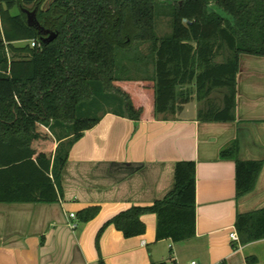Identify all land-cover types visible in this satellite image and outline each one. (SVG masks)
Returning <instances> with one entry per match:
<instances>
[{
	"label": "trees",
	"instance_id": "16d2710c",
	"mask_svg": "<svg viewBox=\"0 0 264 264\" xmlns=\"http://www.w3.org/2000/svg\"><path fill=\"white\" fill-rule=\"evenodd\" d=\"M44 1L0 0V203L59 202L61 173L86 131L108 113L134 121L174 113L186 94L179 91L183 85L195 83L198 100L225 90L223 106L199 119L233 121L240 57H264V0H55L46 9ZM211 4L228 18L211 11ZM36 7L41 25L59 34L49 45L23 12ZM161 18L171 26L163 37L157 32ZM135 44L149 45L147 54H139L153 76H120V62L134 60L128 49ZM238 154L235 143L221 156L236 162L243 197L254 190L262 164L241 161ZM176 178L165 199L109 220L97 235V249L111 225L126 238L144 235L147 214L157 216V241L193 239L196 164H178ZM99 213L91 207L76 217L88 223ZM236 231L240 245L264 240V209L238 214Z\"/></svg>",
	"mask_w": 264,
	"mask_h": 264
},
{
	"label": "crops",
	"instance_id": "0c3cea01",
	"mask_svg": "<svg viewBox=\"0 0 264 264\" xmlns=\"http://www.w3.org/2000/svg\"><path fill=\"white\" fill-rule=\"evenodd\" d=\"M153 74L151 69L141 78ZM179 91L186 94L174 113L140 121L103 115L70 150L59 202L0 203V264H264V240L240 245L231 239L238 214L264 209V57H240L233 121L199 119L223 106L225 90L215 89L205 100H198L195 83ZM235 143L239 160L262 164L254 190L243 197L236 162L221 156ZM57 146L55 140L53 159ZM186 162L196 164L193 239L157 241V216L147 214L144 235L126 238L111 225L97 249V235L109 220L175 191L177 166ZM91 207L100 213L88 223L70 217Z\"/></svg>",
	"mask_w": 264,
	"mask_h": 264
},
{
	"label": "rangeland",
	"instance_id": "374dc122",
	"mask_svg": "<svg viewBox=\"0 0 264 264\" xmlns=\"http://www.w3.org/2000/svg\"><path fill=\"white\" fill-rule=\"evenodd\" d=\"M53 0H45L44 3L42 4L41 8L46 9L47 7H49L50 3H52ZM32 10V9H31ZM210 10L219 13L220 15L228 18V16L225 14V12L223 10H221L220 8H218L215 4H211L210 5ZM158 35L163 37L166 35H169L171 32V26H170V21L169 19L166 18H161L159 19L158 22ZM24 43H19L17 45H23ZM128 50H132L134 53V60H130V58H124L122 61V63L120 62V67L123 68V72L120 74V76L122 77H133V78H141L144 77V73L146 71H148V67H147V63L146 61H142L141 55L139 54V52H141L142 54H147L149 51V45L147 44H142L140 45L139 49L137 48L136 44L133 45V47L131 49ZM130 51V52H132ZM126 53V52H125ZM129 54V52L127 53ZM152 69V67H150V70ZM144 72V73H143ZM104 104V103H103ZM106 109H112L111 107H105ZM103 112V111H102Z\"/></svg>",
	"mask_w": 264,
	"mask_h": 264
},
{
	"label": "water",
	"instance_id": "95a60500",
	"mask_svg": "<svg viewBox=\"0 0 264 264\" xmlns=\"http://www.w3.org/2000/svg\"><path fill=\"white\" fill-rule=\"evenodd\" d=\"M54 1L55 0H53V2ZM51 4L52 3H50V5ZM23 12L27 16L28 25L30 27L36 28L39 31V34L42 36V42L44 45H49L58 37L59 34L57 32L46 29L44 26L41 25V23L38 20V8H35L33 10L24 8ZM192 103L194 104V102Z\"/></svg>",
	"mask_w": 264,
	"mask_h": 264
},
{
	"label": "built area",
	"instance_id": "2783aa9c",
	"mask_svg": "<svg viewBox=\"0 0 264 264\" xmlns=\"http://www.w3.org/2000/svg\"><path fill=\"white\" fill-rule=\"evenodd\" d=\"M31 45L34 46V47L37 46V45L40 46V44L37 43L36 41H33L31 43ZM70 217L75 219L76 218V215L74 213H71ZM231 239L234 240V241H236V242H239V236H238V234L237 233H232L231 234ZM192 264H198V263L197 262H193Z\"/></svg>",
	"mask_w": 264,
	"mask_h": 264
},
{
	"label": "flooded vegetation",
	"instance_id": "af4514ba",
	"mask_svg": "<svg viewBox=\"0 0 264 264\" xmlns=\"http://www.w3.org/2000/svg\"><path fill=\"white\" fill-rule=\"evenodd\" d=\"M36 8H38V7H36Z\"/></svg>",
	"mask_w": 264,
	"mask_h": 264
}]
</instances>
